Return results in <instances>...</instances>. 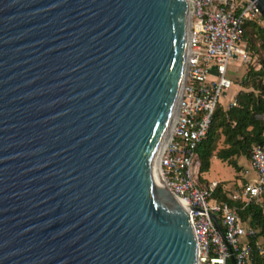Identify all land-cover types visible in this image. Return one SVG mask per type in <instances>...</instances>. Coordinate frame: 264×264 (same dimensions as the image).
I'll use <instances>...</instances> for the list:
<instances>
[{"label": "water", "instance_id": "95a60500", "mask_svg": "<svg viewBox=\"0 0 264 264\" xmlns=\"http://www.w3.org/2000/svg\"><path fill=\"white\" fill-rule=\"evenodd\" d=\"M186 19V0H0V264H196L152 164Z\"/></svg>", "mask_w": 264, "mask_h": 264}, {"label": "built area", "instance_id": "2783aa9c", "mask_svg": "<svg viewBox=\"0 0 264 264\" xmlns=\"http://www.w3.org/2000/svg\"><path fill=\"white\" fill-rule=\"evenodd\" d=\"M186 3L183 74L170 132L157 158L158 175L188 215L196 264H250L252 247L263 250L264 235H255L256 228L237 210L250 202L264 210V145L251 144L248 160L254 177L227 195L240 205L211 196L216 180L199 182L195 147L206 137L216 104L225 98V107L235 104V92H228L238 82L229 70L233 61L253 62L240 37L242 23L262 17L250 0Z\"/></svg>", "mask_w": 264, "mask_h": 264}, {"label": "trees", "instance_id": "16d2710c", "mask_svg": "<svg viewBox=\"0 0 264 264\" xmlns=\"http://www.w3.org/2000/svg\"><path fill=\"white\" fill-rule=\"evenodd\" d=\"M240 37L246 42L250 57H254L253 52L264 50V25L254 18L243 21ZM256 60L253 58V62L245 65L244 74L238 81L240 88L235 92V104L229 107L223 103L216 104L206 137L195 147L199 173L207 170L212 155L239 170L238 156L248 158L252 143L264 145V58ZM219 140L221 145L217 146ZM211 196L228 203L241 204L222 193L218 181ZM237 212L242 220L256 228L255 235H264V210L261 207L250 202ZM262 246V252L252 247L250 264H264V243Z\"/></svg>", "mask_w": 264, "mask_h": 264}, {"label": "rangeland", "instance_id": "374dc122", "mask_svg": "<svg viewBox=\"0 0 264 264\" xmlns=\"http://www.w3.org/2000/svg\"><path fill=\"white\" fill-rule=\"evenodd\" d=\"M257 22L264 25V20L261 18L258 19ZM253 56H254L253 58L255 59L257 58V60L259 58H264V50L259 49L258 51L253 52ZM245 65L246 64L239 65L238 70L236 72H232L233 74L232 78L235 82H238L241 76H243L244 71L246 69ZM225 100L226 98L223 100V104ZM263 118H264V115H263ZM220 145H221V141L219 140L217 146H220ZM247 159L248 158L242 155L238 156L237 163L241 164L240 168H244L243 166L247 163ZM238 171L239 170H236L234 166L229 164L227 161L221 160L215 155H212L210 157L209 166L207 170L202 171L199 174V182L202 183L204 180H208V181L216 180L219 182V187L222 193H224L227 196L229 193L234 191L237 187L236 181H238L240 177V175H236ZM212 197L217 199L215 196H212Z\"/></svg>", "mask_w": 264, "mask_h": 264}, {"label": "crops", "instance_id": "0c3cea01", "mask_svg": "<svg viewBox=\"0 0 264 264\" xmlns=\"http://www.w3.org/2000/svg\"><path fill=\"white\" fill-rule=\"evenodd\" d=\"M239 64L233 61V66L230 68V75L233 76L232 72H236L238 70ZM240 88L239 82L236 83L232 88H230L228 94L236 92ZM239 162V161H238ZM241 165L240 163H238ZM244 168H240L236 175H240L239 180L236 181L237 186L250 181L254 177V171L250 168L249 160L247 159V163L243 166ZM200 174V173H199ZM208 180H204L202 184H204ZM211 181V180H210Z\"/></svg>", "mask_w": 264, "mask_h": 264}, {"label": "bare ground", "instance_id": "6f19581e", "mask_svg": "<svg viewBox=\"0 0 264 264\" xmlns=\"http://www.w3.org/2000/svg\"><path fill=\"white\" fill-rule=\"evenodd\" d=\"M177 101V100H176ZM176 101L174 103V107H173V110L171 112V115H170V118H169V121H168V124H167V127H166V130H165V133H164V136L159 144V148H158V153L160 152L162 146L164 145L165 143V140L170 132V128H171V125H172V122H173V119H174V115H175V112H176ZM158 153L156 154V156L154 157L153 159V168H154V171H155V175L157 177H159V172H158V168H157V158H158Z\"/></svg>", "mask_w": 264, "mask_h": 264}]
</instances>
